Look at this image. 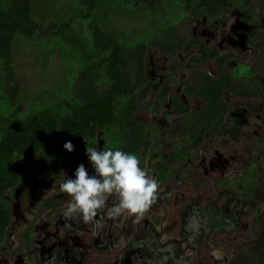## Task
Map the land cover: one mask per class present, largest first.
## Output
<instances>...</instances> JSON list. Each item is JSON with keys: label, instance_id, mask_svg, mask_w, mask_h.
<instances>
[{"label": "rangeland", "instance_id": "rangeland-1", "mask_svg": "<svg viewBox=\"0 0 264 264\" xmlns=\"http://www.w3.org/2000/svg\"><path fill=\"white\" fill-rule=\"evenodd\" d=\"M32 2L36 29L31 37L20 34L13 42L19 111H31L67 92L72 98L77 95L80 53L62 43L52 23L67 21V34L88 45L90 17L98 14L109 34L131 50H146L149 83L136 92V101L148 143L142 156L136 155L141 167L157 160L158 167L146 169L157 189L142 214L124 210L109 215L116 202L113 194L91 219L85 221L79 213L65 218L62 211L71 196L58 184L71 177L79 163L92 171L85 146L123 150L125 142L107 131L99 147L76 141L71 152L39 151L23 167L10 198L15 223L0 239V264H81L89 251L113 248L120 250L113 264H188L207 234L243 228L248 206L264 195L259 108L239 102L230 112L231 123L244 127L237 143L217 138L213 146L196 148L183 134L180 117L155 104L165 82L179 85L201 71L203 49H219V56H227L235 86L264 89V0H227L218 9L217 0ZM227 37L240 39L243 46L233 47ZM130 77L135 80L136 69ZM95 86L101 92L110 89L106 68L96 76ZM9 91L0 74V112L10 110L3 95ZM181 98L175 97L176 106L184 105ZM83 230L94 232L93 238L81 234ZM214 259L217 264H264V207L257 217L256 240L228 255L215 251Z\"/></svg>", "mask_w": 264, "mask_h": 264}, {"label": "trees", "instance_id": "trees-1", "mask_svg": "<svg viewBox=\"0 0 264 264\" xmlns=\"http://www.w3.org/2000/svg\"><path fill=\"white\" fill-rule=\"evenodd\" d=\"M226 2L217 0V9ZM100 18L98 14L90 17L88 45L82 44L77 36L67 34L70 27L67 21L52 23L62 37V43L80 53L78 93L72 98L67 92L53 102L22 113L15 100L13 42L20 34L27 38L33 35L36 29L33 2L0 0V74L10 88L3 94L9 101L10 110L0 112V239L3 235L8 236L15 223L10 198L18 185V177L25 164L39 151L63 154L67 151L63 148L65 141H71L73 145L76 141L95 142L99 147L107 131L117 134L125 142L124 151L141 155L146 150L147 131L137 117L136 101V92L149 83L146 50L129 49L125 42L107 32ZM226 39L236 43L235 46L232 43L233 47L242 45L240 39ZM227 64V56H219V49H203L201 71L187 76L179 85L165 82L156 101L158 110L174 112L173 115L180 117L183 134L196 148L213 146L217 138L232 143L240 140L244 127L230 121V112L239 102L259 108L258 123L264 131V89L235 86ZM104 68L110 85L107 92H101L95 86L96 76ZM133 69H136L134 81L130 77ZM176 96L183 98L184 105H175ZM149 167H158L157 160H149L143 168ZM263 207L264 195L248 206L243 228L207 234L189 256L188 264H217L215 251L228 255L238 247L254 242L257 217ZM83 233L93 238L94 232L83 230ZM119 257L118 248L93 249L84 256L81 264H113Z\"/></svg>", "mask_w": 264, "mask_h": 264}, {"label": "clouds", "instance_id": "clouds-1", "mask_svg": "<svg viewBox=\"0 0 264 264\" xmlns=\"http://www.w3.org/2000/svg\"><path fill=\"white\" fill-rule=\"evenodd\" d=\"M63 148L71 152L73 144L65 141ZM85 155L91 172L84 163H79L71 177H63L58 188L71 196L63 209L65 218L79 213L87 221L105 207L109 195H115L109 215L117 216L126 210L142 214L153 202L157 182L149 178L146 169L140 166L135 153L121 148L85 146Z\"/></svg>", "mask_w": 264, "mask_h": 264}]
</instances>
